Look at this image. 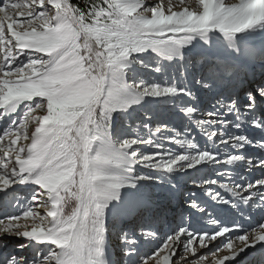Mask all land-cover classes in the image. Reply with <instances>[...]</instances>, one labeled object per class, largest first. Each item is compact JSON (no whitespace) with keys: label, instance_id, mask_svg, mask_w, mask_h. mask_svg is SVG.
<instances>
[{"label":"snow or ice","instance_id":"snow-or-ice-1","mask_svg":"<svg viewBox=\"0 0 264 264\" xmlns=\"http://www.w3.org/2000/svg\"><path fill=\"white\" fill-rule=\"evenodd\" d=\"M253 65L264 0H0V264H264ZM182 184L217 211L184 192L206 224L164 232Z\"/></svg>","mask_w":264,"mask_h":264},{"label":"bare ground","instance_id":"bare-ground-1","mask_svg":"<svg viewBox=\"0 0 264 264\" xmlns=\"http://www.w3.org/2000/svg\"><path fill=\"white\" fill-rule=\"evenodd\" d=\"M226 3H230V2H234V0H225ZM262 72H264V69H261L259 65H253V66H249L247 68L244 69V72L243 74H246L247 75V78L252 81V84L253 86L256 85V83H258L261 79V74ZM180 127H181V132L182 130H184V125H181L180 124ZM188 127L190 128L191 130V136L190 138L194 137L195 138V141L199 144H203V139H201V137L198 136V133H196L195 131V126L193 125H188ZM255 149H252V152H254ZM252 152H250V154H252ZM261 154H264V153H261ZM259 154V155H261ZM258 154H255L254 156H259ZM238 172L240 174H243V175H246L248 176L249 179H251L253 176H259L260 173L259 171H255L253 173H248L246 171V165L245 166H242L238 169ZM183 187V190L185 192H188V191H194L196 193V196L193 197V198H196L197 199V202L198 203H203L205 201H208L209 203V207H208V211L209 212H212L213 215H215L216 211H217V208L218 206H213L214 205V202L210 201L209 197L206 196V194L203 192L202 189L200 188H197L191 184H188V185H181V187ZM18 195L21 196V198H23V196L26 195V193L24 194H20L18 193ZM225 195H227L225 193ZM188 198V197H186ZM163 208L161 210V212L163 210H165V216L167 218L166 221H164V225L162 226L163 228V231L164 232H169V231H172V230H175L178 226H181L182 223L183 224H187L189 223L190 221L191 222H197L198 223L196 224L197 227H201V226H204L206 224V221L204 220H200V216L203 215V214H199V213H196L195 209H187V211H181L179 209V207H184V204L182 205H178L177 202H172L173 199H169L166 197V194L163 198ZM171 203H173L171 205ZM161 204V203H159ZM41 212H43L44 210L43 209H40ZM161 214V213H160ZM164 213L162 212V215ZM179 215H182V218H185V219H182L180 222H175V219L177 216ZM161 216V215H160ZM162 216H161V223L163 222L162 221ZM21 223H24V221L22 220ZM31 224V221H29V225ZM208 227H211V226H208ZM112 244H113V248L114 250L118 251V248H116V245L119 244V240H117L115 237L112 238ZM152 248H155L156 245L153 244L151 245ZM13 248L12 246H9V249ZM14 250V248H13ZM258 254H259V249H255V250H248L247 254H242V258H238L237 260V264H257V260H258Z\"/></svg>","mask_w":264,"mask_h":264},{"label":"rangeland","instance_id":"rangeland-1","mask_svg":"<svg viewBox=\"0 0 264 264\" xmlns=\"http://www.w3.org/2000/svg\"><path fill=\"white\" fill-rule=\"evenodd\" d=\"M142 72H143V74L146 76V77H151L153 74H151V73H149L148 72V70L147 69H142L141 70ZM242 75H244L243 73H242ZM180 124L181 125H184L183 123H182V121L180 120V119H176V120H174L173 122H172V125L171 126H174V127H176L179 131H181V127H180ZM184 130H182V132H183ZM195 131H196V133H198V136L199 137H201V139H204L202 136H201V134L195 129ZM241 132L243 133V134H247V135H249L250 136V138L252 137V136H256L257 138H258V136H259V134H258V132L257 131H254V130H251L250 128H246V129H242L241 130ZM250 152H252V149L249 151V154H250ZM255 154H261V151L259 150V149H255V151L254 152H252V154L251 155H255ZM183 187L184 186H182L181 187V193H178L176 196H175V198H172L173 200H172V202L174 203V202H177V204L180 206V205H182V204H184V207H179V209L181 210V211H187V209H189V207H188V204H187V200H188V198H186L187 196H184V195H182V193H184L185 191L183 190ZM150 193H151V195L153 196V199L157 202V204L159 205V213H161L160 215L163 217L162 218V226L164 225L163 223H164V221H166L167 220V218H166V216H165V210H163L162 212L164 213L163 215H162V212H161V210H162V208H163V198H164V196H165V193H164V191H163V189L161 188V187H159V186H156V187H154V188H151L150 190ZM21 194V193H20ZM22 194H24V193H22ZM27 195V194H26ZM194 199H196V198H194ZM159 203H161V204H159ZM173 203H171V205L173 204ZM182 219H185V218H182V215H179V216H177L176 217V219H175V222H180ZM186 220V219H185ZM10 251H14L13 250V248H11V249H9ZM145 250H147V246H145ZM116 251V250H115Z\"/></svg>","mask_w":264,"mask_h":264},{"label":"trees","instance_id":"trees-1","mask_svg":"<svg viewBox=\"0 0 264 264\" xmlns=\"http://www.w3.org/2000/svg\"><path fill=\"white\" fill-rule=\"evenodd\" d=\"M74 3H77V4H80V5H83L84 3L87 2V0H73Z\"/></svg>","mask_w":264,"mask_h":264}]
</instances>
